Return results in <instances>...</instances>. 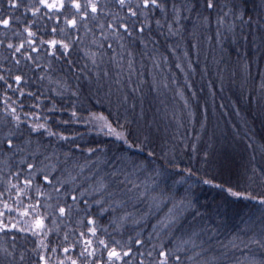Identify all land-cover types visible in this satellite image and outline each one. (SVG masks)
<instances>
[{
    "label": "trees",
    "instance_id": "trees-1",
    "mask_svg": "<svg viewBox=\"0 0 264 264\" xmlns=\"http://www.w3.org/2000/svg\"><path fill=\"white\" fill-rule=\"evenodd\" d=\"M32 2L21 0V7L13 11L7 7L8 0H0V18L12 21L7 29L0 26V75L9 78L15 88L10 78L24 73L27 83L22 87L34 96L20 97L19 93L11 91L7 96L17 102L22 118L28 113V123L33 122L35 115L40 117L39 123H46L51 131L76 137V143L71 144L56 136L34 134L46 145L47 153L59 156L61 168L65 167L62 163L64 153L73 150L66 165L73 175L79 170L72 168L74 162L87 164L82 175L77 177V184L87 187L103 177L110 182V190L119 193L110 204L104 205L108 210L97 219L98 236L117 250L131 247L132 255L124 258L131 264H140L141 259L149 264L151 258L147 253L152 251L153 244L160 242L152 225L172 210L175 223L168 231L184 239L192 238L197 245L186 253L194 256L192 264H264V247L250 243V238L258 240L264 234V208L254 200L236 198L226 191L230 185L234 191L249 190L246 174L253 168L257 173L264 169L262 0H219L222 4H238L243 14L244 22L237 20L231 32L226 30L227 25L224 28L217 25L215 12L209 17L208 11L200 7L203 0H162L167 11L155 10L150 30L146 28L142 36L135 34L123 41H104L100 25L113 22L115 14L125 15L127 9L121 10L115 0H99L101 12L97 20L90 23L92 30L85 32L81 28L80 41L72 50L71 59L76 62L72 71L63 61L48 57V45L39 43L41 39L63 37L59 32L55 36L51 34L52 23L46 18H33L25 10ZM193 2L200 14L182 10L178 22H173V4L182 6ZM156 19L161 20L162 26L156 25ZM170 22L172 32L168 28ZM28 25L37 32L38 52L35 53L26 42L24 28ZM72 34L76 35L74 31ZM94 38L96 44L92 43ZM22 41L25 42L24 51L33 56L34 61L21 57V64L17 66L12 59L14 50L7 45ZM101 43L104 47L100 51L106 55L101 58L97 53V64L93 65L85 53L96 52ZM107 43L112 44L111 50L107 49ZM113 53L115 62L108 59ZM129 60L132 61L131 69ZM104 72H108L107 77ZM5 87L0 82V116H3ZM133 88L138 91L133 92ZM124 95L128 96L127 104L119 102ZM21 101L25 105L22 110L18 107ZM33 104L38 106L29 107ZM52 108L55 110H50ZM72 111H77L81 118L90 114L103 116L114 127L119 123L133 130L139 128L152 142L143 152L128 149L114 136L106 134L107 129L98 131L95 122L85 124L81 119L65 124L64 121L71 119ZM76 145H80L82 151H75ZM89 147L104 151L86 159ZM149 150L156 152L155 158L146 159ZM122 154L144 162V167L133 169L121 164L123 172L113 177L111 173L118 163L116 158ZM17 163L18 158L6 160L0 155V193H4L0 199L9 201L13 207L16 206L15 190H10L11 199L5 190L9 180L19 183L12 176ZM189 169L193 174H188ZM125 174H130L128 178L139 186L127 194L126 187L131 188V184L125 187L114 183L123 180ZM89 177L91 179H86ZM213 177L211 184L203 183L204 179ZM250 191L259 193L261 189L253 184ZM32 196L33 200L39 198L41 203L46 199L37 197L34 191ZM48 202L55 203V200ZM0 210H3L2 204ZM91 211L98 213L100 209L92 205ZM51 212L48 209V213ZM13 218L18 219L16 212H6L3 217L5 222ZM53 219H57L56 224ZM24 220H28V224ZM44 223L40 236H33L30 230L0 232V264H37L38 254L48 258V264H59L60 260L68 264L69 257L83 259L79 256L82 242L69 253L63 252V247L68 246L65 234L72 242L78 239L80 232L87 235L83 211L78 214L74 211L63 219H58V213L49 215ZM30 225L31 218L26 217L20 220L18 227L30 228ZM137 238L144 242L143 245L135 244ZM41 240L47 247H37ZM94 247L96 255L88 259L102 257L106 260V251L98 245ZM140 252L145 255L141 257Z\"/></svg>",
    "mask_w": 264,
    "mask_h": 264
},
{
    "label": "snow or ice",
    "instance_id": "snow-or-ice-1",
    "mask_svg": "<svg viewBox=\"0 0 264 264\" xmlns=\"http://www.w3.org/2000/svg\"><path fill=\"white\" fill-rule=\"evenodd\" d=\"M116 4L119 5L121 10L127 9L125 15L115 14L113 17V22L107 23L106 26L101 24L100 29L103 35L104 41L110 39H115L118 41H123L125 37H133L135 34L143 35L146 28L150 30V23L153 20L155 10L159 9L161 13H166V4L162 0H115ZM262 7H264V0H262ZM7 7L13 11L18 10L21 7V0H8ZM200 7L208 11L209 17L213 12L216 13V23L219 27L224 28L226 25L227 31L231 32L235 22L237 20L243 21V14L240 11V7L236 3L231 5L219 3V0H203ZM226 9V10H225ZM25 10L31 13L33 18H46L47 21L52 23L51 34L55 36L57 32L63 37L61 39H49L39 41L40 44L48 45V50L46 55L48 57H53L57 62L63 61L67 66L69 71L73 70L75 61L71 59L72 50L76 47L77 43L80 41L79 32L81 28L85 32H89L90 23L97 20L98 14L101 12V7L99 0H33L32 3L25 6ZM182 10L186 11H196L199 15V10L195 2L191 4H184L182 6H177L173 4V22H178L179 14ZM209 17H205L208 19ZM61 18H63V27H61ZM10 18H0V26L7 29L11 24ZM34 23V21H33ZM156 25H161V20H155ZM32 25H28L24 28L27 33L26 42L31 52H38V47L36 46L37 32L31 30ZM169 31L172 32V23H168ZM45 30H47V24L45 25ZM71 30V31H69ZM105 30L107 34L104 35ZM73 31L76 33L73 36ZM96 44L95 38L92 41ZM9 49H13L12 59L15 64L19 66L21 64V57L25 61H34V57L27 54L25 49V42L22 41L19 44L9 43L7 45ZM104 47V44L97 45L96 52L85 53L91 60L93 65L97 64V53L103 58L106 52L100 51ZM120 47L123 49L124 44L121 43ZM107 49H112V44L107 43ZM16 54H20L18 57ZM131 56V53H128ZM109 61L115 62V53L108 57ZM132 67V61L129 60V68ZM177 67H180L178 64ZM11 70H9L10 72ZM104 77L108 76V72H104ZM11 81L15 83L17 87H13V83L9 82V78L4 75H0V82L6 85L5 99H4V109L3 116H0V155H3L6 160H12L13 158H18V163L16 165V171L12 173L19 183H12L11 180L8 181V186L6 192H9L11 199L10 190H15V207L12 203L7 200L0 199V204L3 205V210H0V232H9L13 229L19 232L31 231L33 236H40L42 233L40 230L45 228V219L49 215H55L58 213V219H63L70 216L75 211L77 214L81 211L85 213L86 217V227L87 235L84 232H80L78 239L75 242L69 240L67 234H65L64 241L68 246L63 247L64 253H69L74 250L75 245L82 242V249L79 256L81 259L68 258V264H116L117 261H121L122 264H131L130 261H126L124 258L130 257L132 255V248L128 247L124 250L121 247L117 250L115 246H109V242L98 236L100 229L97 227V219L102 216L108 209L104 206L110 204L113 198L119 195L115 190H110V182H106L103 177L96 180L94 183H89L87 187H83L77 184V177L82 175L85 165H78L75 162L72 168H78L76 175L72 174V170L66 167L68 160L70 159L73 150L69 149V152L64 153L63 164L64 168L60 167L61 161L56 153H47L46 145L43 142L34 137V134L39 133L41 136L45 134L49 137L56 136L61 141H66L71 144L76 143L75 136H65L60 133L51 131L46 123H39L40 117L33 115L32 123H28L26 117L28 113H24L22 118L18 112L17 102L12 100L10 96H7L9 91L13 93H19L20 97H33L34 93L31 91L25 92L22 85L27 83L25 80V75L23 72L12 76ZM43 79V77H41ZM97 79H100L97 76ZM119 83V81H117ZM133 92L138 91L137 88L132 89ZM73 96L76 95L75 92L72 93ZM122 104H127L128 96L124 95L122 100H119ZM38 105L33 104L29 107H37ZM19 109L25 107L23 101L19 104ZM52 111L55 108L50 109ZM71 119L69 121H64L65 124L78 122L83 119L85 124L95 122L97 130L103 131L107 129L108 135L114 136L116 140L121 141L124 146L128 149L136 148L138 151L143 152L147 144L151 143L148 134H145L143 130L137 128L133 130L128 128L126 124H117L115 127L112 123L108 121L107 118L103 116H96L90 114L89 117L81 118L77 111H72ZM127 123V122H126ZM143 137V139H141ZM195 151V147L193 149ZM75 151H82L80 145H76ZM103 149L89 147L87 149L86 159L103 152ZM164 157L167 156L165 152ZM55 157V159H53ZM156 152L149 150L147 153V158H155ZM118 163L117 167L113 169L111 175L113 177H118L123 172L120 167L123 164L126 167H131L133 169H140L144 167V162L133 160L127 154H122L116 158ZM169 164L172 163L171 160L168 161ZM23 166V167H21ZM226 167V164H225ZM59 173V175H57ZM188 174H193L191 169L188 170ZM130 174H125L123 180H115L114 183L117 185L131 184V188L126 187V193H131L133 189L138 188L131 179H129ZM248 183V189L245 191L233 190L230 185L226 191L230 196L244 199H250L256 201L262 208H264V169H261L260 173H257L256 169L253 168L250 174H246ZM86 179H91L86 178ZM213 178L204 179V184H211ZM253 184H256L261 191L255 193L250 191ZM22 185V187H21ZM222 187V185H216ZM50 189V191L45 192L43 189ZM36 193L37 197H46L44 203H41L40 199L37 198L33 200L32 193ZM4 193H0L2 197ZM23 198V199H21ZM71 203H68V200ZM27 200V203H24ZM55 200V203H49L48 201ZM81 202L83 207H81ZM122 203V201H121ZM92 205H95L100 211H91ZM40 209L44 211L41 212ZM48 209L52 212L48 213ZM6 212H16L17 218L5 222L3 217ZM170 214L158 221L157 224L152 225L154 231H156V237L160 239L158 244H153L152 251L147 253V256L151 259L149 264H192L194 261V256L187 255L186 253L190 248L197 247L192 238L184 239L175 236L174 232L168 231L172 228L175 223V217ZM30 217L31 225L29 227H18L20 220L23 218ZM25 224H28V220H24ZM57 223V219H53V224ZM158 229V231H157ZM166 233V235H165ZM47 232L43 235L47 236ZM195 235V234H194ZM92 237H96L93 240ZM143 241L139 238L135 240L136 245H143ZM250 243L259 244L264 247V234L261 235L260 239L250 238ZM119 244V241H116ZM94 245L102 247L107 253V259L104 260L102 257L99 259L89 260V257H95L96 248ZM37 247H47L41 240ZM55 252L56 248H52ZM153 252L156 256L153 257ZM11 255V253H9ZM139 255L143 257L145 253L140 252ZM194 255H199L195 253ZM37 264H48V258L44 255L38 254ZM59 264H65L64 260H60ZM140 264H145L143 259L140 260ZM207 264V262H206Z\"/></svg>",
    "mask_w": 264,
    "mask_h": 264
}]
</instances>
